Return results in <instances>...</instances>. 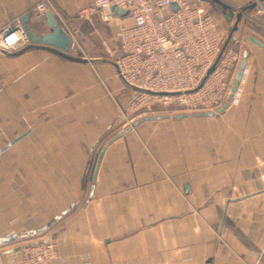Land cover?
<instances>
[{
    "label": "crops",
    "instance_id": "0c3cea01",
    "mask_svg": "<svg viewBox=\"0 0 264 264\" xmlns=\"http://www.w3.org/2000/svg\"><path fill=\"white\" fill-rule=\"evenodd\" d=\"M37 1L0 0V32L28 13L34 26ZM94 1L51 0L67 55L0 50V236H21L0 256L65 233V264H264V14L254 0H197L241 51L232 98L212 116L146 115L119 132L132 90L113 32L77 17Z\"/></svg>",
    "mask_w": 264,
    "mask_h": 264
},
{
    "label": "built area",
    "instance_id": "2783aa9c",
    "mask_svg": "<svg viewBox=\"0 0 264 264\" xmlns=\"http://www.w3.org/2000/svg\"><path fill=\"white\" fill-rule=\"evenodd\" d=\"M254 1L264 14L262 1ZM113 7L128 12L133 26H126ZM33 12L32 27L39 30L49 29L48 14L57 13L51 0H38ZM92 16H99L113 32L116 76L132 90V98L121 107L119 132L163 108L216 113L230 96L241 51L236 45L224 48L227 30L197 0H95L77 11L80 19ZM29 44L21 24L0 32V50L17 53ZM65 239L66 234L59 233L22 242L7 261L0 256V264H65L59 248Z\"/></svg>",
    "mask_w": 264,
    "mask_h": 264
},
{
    "label": "water",
    "instance_id": "95a60500",
    "mask_svg": "<svg viewBox=\"0 0 264 264\" xmlns=\"http://www.w3.org/2000/svg\"><path fill=\"white\" fill-rule=\"evenodd\" d=\"M173 7L174 9H176V5H173ZM113 10L116 11L117 14L121 12L117 7H113ZM30 17L31 15L28 13L21 18L22 28L30 44L37 45V46L51 47V48L59 50L63 54H68L72 50L73 48L72 37L67 33V31L63 27L59 25L57 19H55V17H53L50 13L48 14L49 31L46 33H40L39 31H35L32 25L30 24ZM232 96L233 94H230L229 98H232ZM207 115L212 116V115H215V113L209 112L207 113ZM103 153L100 156V159H99L100 161L102 160ZM61 217L62 215L57 217L55 220L49 222L46 226L38 229L37 233L44 232L45 230L53 226L55 222L57 221V219H60ZM20 237L21 236H19L16 233H11L4 237L0 236V246L6 245V244H13L16 241H18ZM17 249L18 248L11 250L10 253L13 251H17Z\"/></svg>",
    "mask_w": 264,
    "mask_h": 264
},
{
    "label": "rangeland",
    "instance_id": "374dc122",
    "mask_svg": "<svg viewBox=\"0 0 264 264\" xmlns=\"http://www.w3.org/2000/svg\"><path fill=\"white\" fill-rule=\"evenodd\" d=\"M219 25L223 28V29H225V27H223L220 23H219ZM227 30V34L229 35V33H230V31H229V29L227 28L226 29ZM75 48H76V50H77V55L76 56H78V57H81L83 54H82V51L80 50V47L77 45H75ZM224 105H225V103H223V105L220 107V108H223L224 107ZM219 108V109H220ZM183 113V112H182ZM181 113V110H179L178 112H176V113H174V112H172V110H170V109H159V110H157V111H155L154 113H149L148 114V116H157V115H170V116H172V115H178V114H182ZM22 242H25V241H21L20 242V244L22 243ZM20 244H18V246L20 245Z\"/></svg>",
    "mask_w": 264,
    "mask_h": 264
},
{
    "label": "trees",
    "instance_id": "16d2710c",
    "mask_svg": "<svg viewBox=\"0 0 264 264\" xmlns=\"http://www.w3.org/2000/svg\"><path fill=\"white\" fill-rule=\"evenodd\" d=\"M56 50V49H55ZM56 51H58V53H60V54H62V55H67V54H63V53H61L59 50H56Z\"/></svg>",
    "mask_w": 264,
    "mask_h": 264
},
{
    "label": "bare ground",
    "instance_id": "6f19581e",
    "mask_svg": "<svg viewBox=\"0 0 264 264\" xmlns=\"http://www.w3.org/2000/svg\"><path fill=\"white\" fill-rule=\"evenodd\" d=\"M20 244V243H19ZM18 248V247H17Z\"/></svg>",
    "mask_w": 264,
    "mask_h": 264
}]
</instances>
